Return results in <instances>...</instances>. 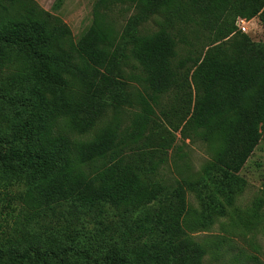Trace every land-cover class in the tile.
<instances>
[{
	"label": "trees",
	"instance_id": "trees-1",
	"mask_svg": "<svg viewBox=\"0 0 264 264\" xmlns=\"http://www.w3.org/2000/svg\"><path fill=\"white\" fill-rule=\"evenodd\" d=\"M119 4L138 11L120 33L108 20ZM151 16L159 29L141 33ZM92 17L75 38L36 0H0V264H205L191 234L233 203L235 174L264 130V42L236 27L264 26V0H97ZM192 22L218 25L222 42L184 69L175 31ZM130 57L139 93L124 72ZM133 105L127 126L92 140L56 130L67 118L85 134L108 109ZM177 133L216 148L200 182L171 187L157 176ZM198 184L214 205L200 213L185 188Z\"/></svg>",
	"mask_w": 264,
	"mask_h": 264
},
{
	"label": "rangeland",
	"instance_id": "rangeland-1",
	"mask_svg": "<svg viewBox=\"0 0 264 264\" xmlns=\"http://www.w3.org/2000/svg\"><path fill=\"white\" fill-rule=\"evenodd\" d=\"M45 10L59 16L67 23L75 36L79 38L91 24L90 13L92 0H36ZM234 1V0H231ZM58 2V5L56 3ZM57 6V7H56ZM138 11L131 4H119L109 14V22L117 30L123 31L130 18ZM234 12L230 15V20ZM198 20V17H194ZM245 19V18H242ZM161 18L149 17L140 26L141 33H153L159 29ZM247 32L237 27V31L247 34L256 42H264V26L259 17L247 20ZM219 33L218 25L202 26L192 22L181 26L175 31L177 38L176 64H183L184 69L191 68L195 58L205 54L208 48L216 42ZM127 80L135 93L142 90V72L139 64L129 58L124 64ZM163 109L169 111L174 99H161ZM139 108L124 106L118 110L108 109L103 117L89 132L85 134L71 133L67 126V118H62L61 125L56 130L63 134L72 135L76 140L88 141L94 139L106 127L121 122L127 126ZM255 150L242 168L235 174L238 185L231 205L224 204V197L218 195L225 206V214L220 216L218 209H212L214 222L212 225L200 229L191 235L202 244L206 250L205 264H264V130ZM214 144L200 140L182 139L177 133L174 147L169 151V161L161 169L157 179L164 185L171 187L179 183H198L204 176V171L215 155ZM23 185L16 183L9 191L17 192ZM188 207L192 212H202L208 204L213 202L202 190L200 184L196 190L185 186ZM2 190V188H0ZM212 193V194H211ZM208 194V193H207ZM213 197V190L209 192ZM215 200V199H214ZM216 210V211H214Z\"/></svg>",
	"mask_w": 264,
	"mask_h": 264
},
{
	"label": "built area",
	"instance_id": "built-area-1",
	"mask_svg": "<svg viewBox=\"0 0 264 264\" xmlns=\"http://www.w3.org/2000/svg\"><path fill=\"white\" fill-rule=\"evenodd\" d=\"M237 26L243 32H247L248 22L245 19L239 18L237 20Z\"/></svg>",
	"mask_w": 264,
	"mask_h": 264
},
{
	"label": "crops",
	"instance_id": "crops-1",
	"mask_svg": "<svg viewBox=\"0 0 264 264\" xmlns=\"http://www.w3.org/2000/svg\"><path fill=\"white\" fill-rule=\"evenodd\" d=\"M97 0H92V3H91V10H90V13L92 14V11H93V7H94V4H95V2H96ZM93 18V17H92ZM92 18H91V23H92ZM91 26V24L88 26V28L85 30V31H87L88 29H89V27ZM85 31H83V33H82V35L85 33ZM81 35V36H82ZM81 36H79V37H81Z\"/></svg>",
	"mask_w": 264,
	"mask_h": 264
}]
</instances>
